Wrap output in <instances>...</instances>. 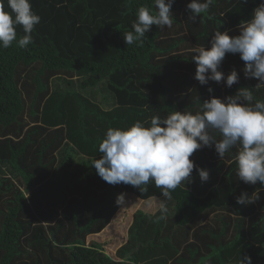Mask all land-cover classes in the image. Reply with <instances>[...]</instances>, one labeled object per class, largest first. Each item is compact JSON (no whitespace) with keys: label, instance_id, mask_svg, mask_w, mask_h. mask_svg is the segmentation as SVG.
<instances>
[{"label":"trees","instance_id":"trees-1","mask_svg":"<svg viewBox=\"0 0 264 264\" xmlns=\"http://www.w3.org/2000/svg\"><path fill=\"white\" fill-rule=\"evenodd\" d=\"M30 2L41 17L33 42L0 48V264H240L245 255L264 264V186L236 177L239 145L222 160L214 146L194 152L190 159L209 179L202 182L194 168L171 200L151 181L147 191L110 185L91 165L108 128L195 113L203 101L241 87L264 100V86L245 78L239 54H226L220 68L237 70L231 88L223 81L201 86L192 59L214 32L238 35L262 0H213L196 22L189 0H174L172 26L153 25L132 45L124 35L139 7L155 13L154 0ZM16 31L22 38V27ZM255 191L259 200L237 203L241 192ZM120 193L156 198L167 212L137 210L113 258L86 237L109 224Z\"/></svg>","mask_w":264,"mask_h":264},{"label":"clouds","instance_id":"clouds-1","mask_svg":"<svg viewBox=\"0 0 264 264\" xmlns=\"http://www.w3.org/2000/svg\"><path fill=\"white\" fill-rule=\"evenodd\" d=\"M154 3L155 13L145 6L138 8L133 31L124 35L125 44L142 43L153 25L172 26L174 0H154ZM212 3L213 0H189L186 5L189 20L196 22ZM40 20L30 0H0V48H9L14 41L20 48H26L33 42L32 32ZM17 26L24 32L19 39ZM193 53L194 78L201 86L209 81H223L231 88L239 82L235 68L226 75L220 70L226 54H239L245 78H255L256 88L264 86V0L253 9L250 19L240 22L238 35L216 31L209 48L196 47ZM207 90L213 91L211 87ZM237 145L236 177L246 184L259 182L264 186V100L257 99L247 87L238 88L235 95L223 99L212 96L195 113L175 110L166 118L153 115L150 121L137 120L126 128H108L98 145L100 158L93 159L91 165L110 185L125 184L137 189L143 186L147 191L151 181L162 189L163 197L171 200L172 191L191 181L194 168L202 182L209 179L208 170L199 168L190 159L194 152L214 146L222 160ZM259 199V191L241 192L236 198L240 205ZM115 203L127 206L126 194H118ZM159 207L162 213L167 212L165 203ZM240 264H252L251 257L240 258Z\"/></svg>","mask_w":264,"mask_h":264},{"label":"crops","instance_id":"crops-1","mask_svg":"<svg viewBox=\"0 0 264 264\" xmlns=\"http://www.w3.org/2000/svg\"><path fill=\"white\" fill-rule=\"evenodd\" d=\"M127 196L126 197H128V196H131L132 198H130V199H128V204H129V207L127 208V211L129 212V213H127L126 212V216L128 217V219H125L124 217H123V215L122 214H120V211H121V207L119 208V210L115 213V215L111 218V221L109 222V224L101 231V232H99V233H94V234H91V235H88L87 237H86V244L87 245H92V244H98V245H101V247L100 248H102L103 250V252L105 253V254H107L106 252H105V250H104V246H103V243H104V241H105V238H108V239H111L112 240V238H114V236H115V233L118 231L117 230V223H118V221H117V219L118 218H124L125 219V224L126 223H128L127 224V228H126V231H127V229H128V227H129V225H130V223H131V221H132V217H133V215H134V213L137 211L136 210V208L138 207V205L139 204H141L142 202H145V201H147V199H139L137 196H135V195H133V194H126ZM153 199V198H152ZM156 199V198H155ZM137 201L136 202V205H134L133 203H134V201ZM158 204H159V202H157V204L153 207V203H149V204H147V207H145L146 208V210L145 211H143V212H147V213H153V212H155L156 210H157V208L159 207L158 206ZM129 208H135V209H132V211H131V209H129ZM128 214H129V216H128ZM128 221V222H127ZM53 234H54V232H52ZM125 236H126V234H125ZM98 238H101V242H99L98 241ZM88 241V242H87ZM116 242V241H115ZM124 243V242H123ZM123 243H121V244H123ZM120 244V245H121ZM119 245V246H120ZM118 246V247H119ZM116 251V250H115ZM108 255V254H107ZM109 256H111V255H109ZM111 257H113V256H111ZM114 258V257H113Z\"/></svg>","mask_w":264,"mask_h":264},{"label":"rangeland","instance_id":"rangeland-1","mask_svg":"<svg viewBox=\"0 0 264 264\" xmlns=\"http://www.w3.org/2000/svg\"><path fill=\"white\" fill-rule=\"evenodd\" d=\"M130 198H132V197L131 196L126 197L127 200L130 199ZM136 202L137 201L135 200L133 204L136 205ZM157 202H158V200L155 199V198H153V199H147V201L142 202L141 204H139L138 207L136 208V210H143V211H145L146 210L145 207H147V204L153 203L154 204L153 207H154L157 204ZM128 207H129V204H127V206H125V207H121L120 214H122L125 219H128V217L126 216V212L129 213L127 211V208ZM129 209H131V211H132V209H135V208H129ZM128 216H129V214H128ZM124 218H118L117 219L118 223H117V226L116 227H117V230L118 231L115 233L114 238H112V240L111 239H108V238H105V241L103 243L105 252L108 255H111L113 257H115V250L118 248V246L121 243H123L125 241V238H126L125 234H126V228H127V224L128 223H126V224L124 223L125 222V219ZM98 241L101 242V238H98Z\"/></svg>","mask_w":264,"mask_h":264},{"label":"water","instance_id":"water-1","mask_svg":"<svg viewBox=\"0 0 264 264\" xmlns=\"http://www.w3.org/2000/svg\"><path fill=\"white\" fill-rule=\"evenodd\" d=\"M52 234H53V233H52ZM140 245H141V242H138L136 247L132 248L129 252H127V253L124 255V260H129V259H131L132 256H133V253H134L135 251L138 250V248H139Z\"/></svg>","mask_w":264,"mask_h":264}]
</instances>
